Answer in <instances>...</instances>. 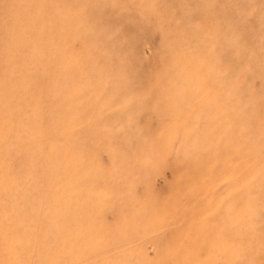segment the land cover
Returning <instances> with one entry per match:
<instances>
[{"label":"rangeland","instance_id":"1","mask_svg":"<svg viewBox=\"0 0 264 264\" xmlns=\"http://www.w3.org/2000/svg\"><path fill=\"white\" fill-rule=\"evenodd\" d=\"M0 264H264V0H0Z\"/></svg>","mask_w":264,"mask_h":264}]
</instances>
